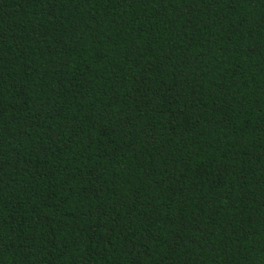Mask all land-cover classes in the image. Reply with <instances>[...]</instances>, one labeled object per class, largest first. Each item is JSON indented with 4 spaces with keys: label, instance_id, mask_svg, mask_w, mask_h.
Returning <instances> with one entry per match:
<instances>
[{
    "label": "trees",
    "instance_id": "16d2710c",
    "mask_svg": "<svg viewBox=\"0 0 264 264\" xmlns=\"http://www.w3.org/2000/svg\"><path fill=\"white\" fill-rule=\"evenodd\" d=\"M0 264H264V0H0Z\"/></svg>",
    "mask_w": 264,
    "mask_h": 264
}]
</instances>
